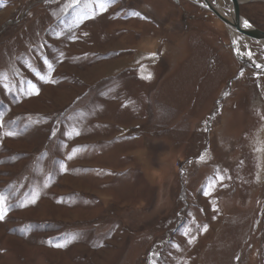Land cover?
Instances as JSON below:
<instances>
[{"label":"rangeland","instance_id":"rangeland-1","mask_svg":"<svg viewBox=\"0 0 264 264\" xmlns=\"http://www.w3.org/2000/svg\"><path fill=\"white\" fill-rule=\"evenodd\" d=\"M230 32L204 0H0V264H264V45Z\"/></svg>","mask_w":264,"mask_h":264},{"label":"water","instance_id":"water-1","mask_svg":"<svg viewBox=\"0 0 264 264\" xmlns=\"http://www.w3.org/2000/svg\"><path fill=\"white\" fill-rule=\"evenodd\" d=\"M205 3L208 5V9L217 17L219 18L225 25L229 26V21L227 18L222 16L211 4L210 0H204ZM232 5V14L234 17V22L232 26H234L241 34L247 35L255 40H264V31L259 30L253 26L251 27H245L243 26V21L244 20L241 17L240 13V5L242 3L241 0H230Z\"/></svg>","mask_w":264,"mask_h":264},{"label":"bare ground","instance_id":"bare-ground-1","mask_svg":"<svg viewBox=\"0 0 264 264\" xmlns=\"http://www.w3.org/2000/svg\"><path fill=\"white\" fill-rule=\"evenodd\" d=\"M227 3H228V0H215V2L214 3H212L211 2V4L213 5V7L222 15V16H224L225 18H227L228 19V21H229V28H230V30H231V36H232V39H233V42H234V44H235V48H236V50L237 49H240V48H242V36H245V37H247V39H249V36H247V35H243V34H241L234 26H232V24H233V22H234V17H233V14H231V12H232V7H231V11H229V9H228V5H227ZM230 3H231V1H230ZM231 5H232V3H231ZM208 6V5H207ZM243 21V26H244V20H242ZM258 41H260V43H262L263 45H264V40H258ZM240 54V53H239ZM238 54V55H239ZM241 57V56H240Z\"/></svg>","mask_w":264,"mask_h":264},{"label":"snow or ice","instance_id":"snow-or-ice-1","mask_svg":"<svg viewBox=\"0 0 264 264\" xmlns=\"http://www.w3.org/2000/svg\"><path fill=\"white\" fill-rule=\"evenodd\" d=\"M79 2H80V0H75V3H79ZM101 9L104 10V11L107 10L106 7H104V4L103 3H101ZM136 15H139V14L136 13ZM244 26L245 27H251V25L247 21L244 22ZM237 51L239 53V49H237ZM248 55L251 56V53H248ZM256 67H262V66L261 65H256ZM242 74L243 73H241V75ZM145 78H150V77H145ZM40 79L43 80V79H45V77L41 76ZM49 82L54 83L55 81H51L50 80ZM35 91H36V94H39V90L38 89H36ZM29 94H31V93H29ZM262 118H264V117H262ZM3 126H4V121L2 119H0V128H3ZM5 135L6 136H14V135H17V133L14 132V131H8V132L5 133ZM53 135H55V132H53ZM76 135H79V132H77ZM69 159H71V157H69ZM201 160L202 161L204 160V157L203 156H201ZM223 179H224V177H222V176L219 177V180L221 182L223 181ZM205 194L210 195V193H205ZM4 203H5V198L2 197V196H0V221H2V220L5 219V214L7 212V209L3 207ZM204 231H207V228L206 227L204 228ZM185 235L187 236L188 233L185 232ZM194 239H195L194 237L193 238H190L189 241H188V243H193ZM56 246L57 247H64L65 245H59L58 244ZM153 255H156V254L154 253ZM237 259H239V257H237ZM153 264H155V262H153Z\"/></svg>","mask_w":264,"mask_h":264}]
</instances>
